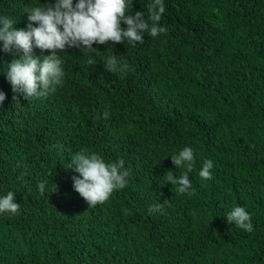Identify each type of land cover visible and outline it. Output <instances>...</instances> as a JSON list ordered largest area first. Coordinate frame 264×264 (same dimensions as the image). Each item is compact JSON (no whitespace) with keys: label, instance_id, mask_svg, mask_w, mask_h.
<instances>
[{"label":"trees","instance_id":"16d2710c","mask_svg":"<svg viewBox=\"0 0 264 264\" xmlns=\"http://www.w3.org/2000/svg\"><path fill=\"white\" fill-rule=\"evenodd\" d=\"M152 2L128 0L126 14L147 19ZM55 3L0 0V17L27 30L28 9ZM163 3L165 33L58 52L63 83L38 98L13 91L7 66L23 52L0 41V197L11 191L20 204L0 213V264H264V0ZM50 54L33 44L41 62ZM109 56L128 70L108 72ZM184 147L194 152L193 194L165 177L187 171L171 158ZM81 151L129 171L95 207L73 187L69 164ZM205 160L210 180L199 176ZM235 206L252 233L228 222Z\"/></svg>","mask_w":264,"mask_h":264},{"label":"clouds","instance_id":"9594fccd","mask_svg":"<svg viewBox=\"0 0 264 264\" xmlns=\"http://www.w3.org/2000/svg\"><path fill=\"white\" fill-rule=\"evenodd\" d=\"M129 7L128 0H56L55 4H46V7L35 6L28 9L30 21L28 29L17 30L16 21L8 16L0 17V41H3V51L17 53L22 50L19 59H13L7 66L6 76L12 89L16 93H23L25 98H38L46 96L48 92L55 91L56 86L62 85L65 72L62 68L63 60L57 54L67 48H80L83 52L96 50L93 44H107L109 41L122 43L127 41L135 46L136 42L143 43L147 33L155 38L167 29L160 25L165 5L163 0H153L147 5V19L144 14L136 12L135 15L126 14ZM126 24V29L121 23ZM35 23L38 26L33 27ZM33 44L35 47L49 51L51 54L40 58L32 55ZM88 64H94L92 58ZM104 68L114 74H123L128 70V65L118 61L116 56H109L104 61ZM6 96L0 92V104ZM107 118L108 113H104ZM173 164L185 167L186 172L175 177L172 171L166 173V180L174 186L180 194H193L189 173L194 167V152L191 147H184L178 154L171 156ZM69 167L79 176H74L73 187L76 192L89 204L95 207L105 203L112 194L123 189L129 176V171L124 169V160L106 163L98 153L77 152L71 157ZM214 163L205 160L199 176L204 180L212 178ZM41 195L45 194V183L38 184ZM57 189L52 190V192ZM167 203V201H165ZM162 204L149 208L150 213L160 211ZM20 204L15 202V193L9 191L0 197V213L16 214ZM230 224L238 228L253 232L251 216L242 206H235L226 213Z\"/></svg>","mask_w":264,"mask_h":264}]
</instances>
